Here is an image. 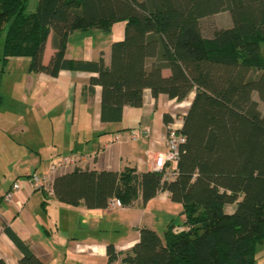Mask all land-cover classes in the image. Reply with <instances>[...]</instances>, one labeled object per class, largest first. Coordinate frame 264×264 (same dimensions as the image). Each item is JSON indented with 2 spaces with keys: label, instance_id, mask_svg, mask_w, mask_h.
<instances>
[{
  "label": "trees",
  "instance_id": "obj_1",
  "mask_svg": "<svg viewBox=\"0 0 264 264\" xmlns=\"http://www.w3.org/2000/svg\"><path fill=\"white\" fill-rule=\"evenodd\" d=\"M27 6L28 0H0L1 59L28 56L30 71L54 77L61 70L96 72L83 93L101 86L102 122H120L125 106H142L147 88L156 99L178 102L194 92L174 178L79 166L55 176L53 194L68 205L105 208L116 198L130 207L163 191L182 205V230L172 221L163 235L141 227L129 250L108 245V262L256 264L264 242V115L253 95L264 102V0H38L33 12ZM223 11L232 23L206 35L202 20ZM118 22H125L124 37L111 44L109 64L103 51L97 60L66 57L76 31L109 34ZM50 34L54 52L44 63ZM164 121L173 118L165 113ZM228 205H236L232 213ZM5 230L23 252L19 264H44Z\"/></svg>",
  "mask_w": 264,
  "mask_h": 264
},
{
  "label": "crops",
  "instance_id": "obj_2",
  "mask_svg": "<svg viewBox=\"0 0 264 264\" xmlns=\"http://www.w3.org/2000/svg\"><path fill=\"white\" fill-rule=\"evenodd\" d=\"M121 24L115 33L112 29L108 46L100 43L96 53L91 48L84 51L82 46L70 51L71 38L88 32L76 31L68 40L66 57L97 60L103 51L109 64L111 44L124 37L125 22ZM51 41L52 34L46 43L44 63L49 62L54 52ZM96 75V72L61 70L54 77L31 71L24 87L11 82L3 94L0 92V195L14 181L22 182L14 201L0 213V259L7 264H19L23 252L7 234L6 227L44 264H121L108 262V245L112 244L117 252H125L138 242L141 227L154 229L161 235L171 221L174 228L178 225L184 228L182 205L173 202L167 191L146 204L88 208L84 204L68 205L57 200L53 193L33 188L31 175L47 172L53 162L66 155L79 158L68 170L79 166L91 170L121 171L135 167L140 172L151 171L155 157L166 150L164 114L168 113L172 122L182 127L187 112L182 109V102L164 94L156 99L148 88L144 90L142 106H125L120 122H102L101 86L97 85L92 95L83 93L89 79ZM6 99L11 103L2 108ZM142 127H149L150 135L132 141L129 134ZM117 133L124 135V140L109 145ZM235 208L236 205H228L226 210L232 213ZM161 217L163 221L159 222Z\"/></svg>",
  "mask_w": 264,
  "mask_h": 264
},
{
  "label": "rangeland",
  "instance_id": "obj_3",
  "mask_svg": "<svg viewBox=\"0 0 264 264\" xmlns=\"http://www.w3.org/2000/svg\"><path fill=\"white\" fill-rule=\"evenodd\" d=\"M37 5H38V0H28V6H27L28 12L35 11ZM231 23H232V19L229 12L227 11L214 14L202 20L203 30L206 35H209L214 28L225 27L230 25ZM121 27H122L121 22H118L113 28V33H115V31H117ZM111 37L112 34L110 33L108 34L94 30L85 33H78L77 35L71 38L70 51L73 52V50L77 49L78 46L79 47L82 46L84 51H86V49L88 48H91L95 51L94 53H96L98 51L97 48H99L98 47L99 44L102 43V46H105V44H107L108 46L109 44L108 42L111 40ZM3 44H4V36H1L0 37V92L2 94L6 89V85L10 84L11 82H16L20 84L22 87H24L23 85L29 82V75H31V71L29 70L30 58L28 56L11 57L9 61L6 62L1 59L3 54ZM261 48H262V54L264 56V43L261 44ZM193 96H194V92H192L186 100L180 103L183 110H187L189 108ZM253 96L254 99L257 100L259 104V109L264 115V102H262L259 99L257 93H254ZM16 99H17V95L13 100ZM9 103H11V100L6 99L3 102L2 108L7 107ZM13 104L18 105L19 103L14 102ZM230 209L232 208L228 207V210ZM173 220L174 221L177 220V217H174ZM160 221L161 222L163 221L162 217L159 218V222ZM178 227L181 226L178 225ZM263 262H264V242L258 246L256 253V264H262Z\"/></svg>",
  "mask_w": 264,
  "mask_h": 264
},
{
  "label": "built area",
  "instance_id": "obj_4",
  "mask_svg": "<svg viewBox=\"0 0 264 264\" xmlns=\"http://www.w3.org/2000/svg\"><path fill=\"white\" fill-rule=\"evenodd\" d=\"M151 133L149 127H142L137 133H130L129 138L132 141H137L141 138L148 137ZM124 140V135L115 134L109 145L114 143H120ZM185 142V136L181 132V127L178 126L177 122H171L167 124V133L165 137L166 150L163 153L158 154L155 157L153 163V170L164 173V178L172 179L176 176V165L180 156V146ZM79 161L78 157L74 156H63L57 161L53 162L48 171L41 174H33L31 176V183L34 189L46 190L47 192L53 193L52 184L55 176L61 172H65L70 166L75 165ZM22 182L16 180L12 183L10 188L0 195V213L3 209L14 201L16 194L21 190ZM121 202L114 198L109 202V207L113 208L120 206ZM183 228L176 227L174 230L180 231Z\"/></svg>",
  "mask_w": 264,
  "mask_h": 264
}]
</instances>
